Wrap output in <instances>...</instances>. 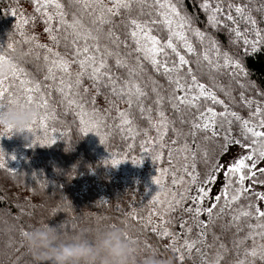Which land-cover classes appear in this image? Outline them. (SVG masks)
Instances as JSON below:
<instances>
[{
	"label": "trees",
	"instance_id": "1",
	"mask_svg": "<svg viewBox=\"0 0 264 264\" xmlns=\"http://www.w3.org/2000/svg\"><path fill=\"white\" fill-rule=\"evenodd\" d=\"M62 2L69 13L66 20L71 22L73 13L80 16L82 26L78 27L82 35L77 37L72 29L65 28L57 33V43L45 31L43 9L41 12L35 10L36 0H0V54L23 69L20 78L24 81L23 84L11 79L5 82V87L11 85L13 97H21L19 104L9 105L8 108L27 105L38 113L37 123L31 124L36 127L34 135L25 134L27 141L18 138L13 148H6L12 153L14 161L0 162L3 164L0 167V264H35L23 244L21 232L41 223L57 227L63 235H74L79 231L92 235L119 228L123 238L134 249L138 261L155 257L165 264H205V258H214L217 252L224 255L221 264H236L244 259L245 248L250 249L253 242H241L247 229L237 231L236 227L230 225V209H226L222 216L214 215L212 218L203 211L197 217L195 211L185 209H195L193 198L197 197L200 184L211 172L214 166L212 162L218 163L226 147H241L240 144H227L226 141L225 131L231 141H243L241 123L234 121L230 113L248 120L250 112L257 105L264 107V0H223L225 11L229 3L246 6L245 15H250L256 23L253 25L241 19L233 11L235 23L227 21L219 27L209 23V13L201 6L203 0H173L182 16L189 18L185 35L196 50L188 54L182 47L177 49L191 62L179 73L184 77L182 82H190L187 69L191 68L197 81L223 101V104H214L211 100L201 99L198 102L200 110L207 106L217 113L225 109L229 112L224 121H218V125L222 123L223 126L216 128L219 133L216 137L204 132L191 134V122L198 115L197 109L187 105L174 107L178 101L172 97L184 93L174 92L175 84L169 81L168 75L154 70L141 54L135 52L134 42L128 36V13L123 17H114L111 24L101 27L95 22V16L69 5L67 0ZM209 3L216 7L214 0H209ZM141 11L144 15H141ZM130 14L141 20H160L155 9H141L139 4L133 6ZM24 20H28V23L24 24ZM51 24L55 25L56 20ZM236 28L241 32L240 37L233 31ZM194 30L204 34L203 42L193 34ZM153 32L161 39L168 36L167 29L159 22L153 26ZM256 32H260L259 37ZM84 35H87L86 43ZM245 40L248 42L245 43ZM213 41L221 53H227L234 63L240 65L242 71L235 68L217 70L216 54L211 51ZM85 46L100 49L95 52L97 62L102 55L106 58L108 68L104 71L111 73L115 93L107 79L97 82V91V84L89 78L91 69L87 65L84 76L79 77L80 87L77 88V74L81 71L78 62L84 57L82 54L76 55V52ZM108 52L112 55L108 56ZM205 52L211 57L212 64L203 60ZM92 54L90 51L89 55ZM45 57L48 59L45 60ZM117 57L124 60L127 67H117ZM168 59L171 65L176 59L175 54L169 51ZM59 60L68 62L67 73L60 71L53 63ZM170 75L172 80L177 77L176 72ZM125 81L138 84L145 95L137 99L133 90L130 97H121V85ZM25 88L33 89L30 94L36 100H46L47 107L38 108L35 103L28 105L23 99L29 94L22 91ZM129 98L132 99L130 108L127 103ZM246 100L253 101L251 108ZM4 103L7 104V98ZM81 105L88 113L83 117V124L80 119ZM119 112H125L131 123L123 124L124 118ZM45 115L46 127H42L40 119ZM162 120L167 121V131L164 134L163 128L164 138L160 141L161 134L158 152L141 158L142 149L157 133ZM93 124L96 127H91ZM0 133L4 131L0 130ZM5 135L17 137L15 133ZM205 135L209 139L206 140ZM179 148L187 150L189 171L199 178L193 183L184 167H173L167 171L164 184L170 192L175 191L170 174H185L184 192L176 199L183 202L176 207L174 200H169L168 205L171 202L175 210L171 211L167 206L163 213L164 226L176 239L174 245L169 243L168 236L152 225L154 212L146 198V178L151 171H163L169 167L175 159L173 151ZM205 150L209 158L207 163L203 158ZM157 155L160 159H155ZM113 159L120 163L113 166ZM134 160L139 163H133ZM193 162L194 170L191 168ZM260 179H264V176ZM224 183L223 173L213 194L205 198L201 208L215 203L214 198ZM246 184H251V181H246ZM256 185L252 186L253 193H259L255 187L264 192V184ZM247 202L242 199L239 204ZM220 203L224 204L223 201ZM255 203L264 210V202ZM210 219L212 222L207 228L198 224V221L209 222ZM201 233L206 235L201 236ZM185 240H199L197 247L200 251L193 250L189 254L183 247ZM255 264H264V261L257 259Z\"/></svg>",
	"mask_w": 264,
	"mask_h": 264
},
{
	"label": "snow or ice",
	"instance_id": "2",
	"mask_svg": "<svg viewBox=\"0 0 264 264\" xmlns=\"http://www.w3.org/2000/svg\"><path fill=\"white\" fill-rule=\"evenodd\" d=\"M216 7L213 8L209 0H203L202 8L209 13V23L213 27H219L222 23L231 21L235 23L236 17L232 15L234 11L236 16L241 19L250 22L255 25V20L251 19L250 15H245L246 6H239L234 3H229L228 10L225 11L223 7V0H214ZM69 5L78 7L85 13L90 16H95L96 21L101 27L109 25L113 22V18L116 16L123 17L125 13H128L127 24L129 26L128 36L132 39L135 45V52L142 55V58L148 61L154 70L158 72H163L168 75L169 81L175 84L174 92H181L184 95H174L172 99L178 101L179 105H187L190 108L197 109L198 115L191 122V127L193 129L192 135H196L198 132L210 133L212 137H216L219 133L216 131V128L222 127V123L218 125V121H224L229 115L227 109L225 111L217 113L212 107H205L204 110H200L198 102L203 99L205 101L211 100L214 104H223V101L217 99L215 93L210 92L206 86L197 81L196 76L193 73L191 68L187 69V75L190 77L189 83L182 82L184 77L180 76L179 73L185 69L191 62L185 58V55H181L177 50L178 47H182L186 53L192 54L196 50L193 47V44L188 40V37L185 35V28L190 23L189 18L182 16L181 11L178 10V6L173 2V0H67ZM139 4L141 9L144 7H150L156 10V14L160 17V20H141L131 16V11L133 6ZM43 9V16L45 17V31L49 33V38L54 42L58 41L57 33L61 30L67 28L72 29L74 35L79 37L82 35L79 32V27L82 26L80 16L76 13L72 14L71 22L66 20L65 17L69 15L66 11V5L62 0H43L41 3L40 0H36L35 10L41 12ZM48 9H54L55 11L49 12ZM141 15H144L141 11ZM148 15H151L150 13ZM223 17V20L221 19ZM56 20V24L52 25L51 22ZM162 23L167 29L168 36L166 39L158 38L153 32V26L157 23ZM24 24L28 23V20L23 21ZM175 23V27H173ZM225 26L226 23H225ZM237 37L241 36V32L238 28L233 30ZM23 35V33H21ZM109 34L111 35V29H109ZM193 34L201 41L205 39L203 33L198 30H194ZM256 36H260V32H256ZM35 39V37H33ZM85 43L87 41V35H84ZM28 42L27 40L25 41ZM179 42V43H177ZM248 41L245 40V43ZM258 42V41H257ZM11 48V45H9ZM38 47H46L45 45H38ZM51 51V49H48ZM93 52L92 55H89V52ZM100 51L99 48L90 49L85 46L82 49H77L76 55H83V59L78 62L81 71L77 74V88L80 87L79 77H83L87 68L91 69L90 79L94 81V84H97L104 79H107L110 84L113 85V91L115 93V81L110 72L104 71L108 68V63L106 58L102 55L101 59L97 62L95 52ZM169 51L175 54V60L172 61L171 65L169 64ZM211 51L216 54L217 59V70L223 68H235L240 69L238 63H234L232 59L229 58L227 53H221L215 41L212 42ZM59 56V54H56ZM108 56H111L112 53L108 52ZM222 57V61H221ZM203 60L207 61L209 64H212L213 61L207 52L203 54ZM8 59V57L0 54V60ZM48 57H45L47 60ZM91 62V63H89ZM55 66L62 72L67 73L69 71L68 62L65 60L53 61ZM11 76L4 77L0 79V114H2L9 105H17L20 103L21 97H13L11 92V85L5 87V82L8 80H19L21 84L24 81L20 78V73L23 72V69L18 67L16 63H12ZM87 65V68H86ZM117 67H127V64L124 60L117 57L116 59ZM51 72V68L49 69ZM132 70H130V73ZM176 72L177 77L175 80H172L171 73ZM63 83V81H61ZM107 86V85H106ZM71 88V85L68 86ZM38 91V86L37 89ZM133 90L135 91L136 98L139 99L143 97L145 93L139 87L138 84L125 81L121 85L120 95L131 96ZM24 93H29L23 97L24 101L31 105L35 103L38 108L47 107V101L41 98V100H36L30 93L33 92L32 88H25L22 90ZM62 91V89H61ZM87 91V90H85ZM7 98V104L4 103V100ZM70 103H75V101H70ZM129 108L132 106V99L129 98L127 101ZM157 103H160L157 100ZM253 101L246 100V104L251 108ZM82 115L80 117L81 123H85L84 116L88 115L87 112L83 110L81 105ZM95 111V110H94ZM141 111L143 108L141 107ZM119 115L124 119L123 124H130L131 121L128 119V116L125 112H119ZM161 115H163L161 113ZM234 121H239L241 123L242 137L243 141L235 140L231 143L240 144L241 147L245 148L247 154L241 155L239 158L235 159L233 162H230L227 166H224L220 163L213 161V167L211 172L207 175L203 184H214L219 172L223 171L225 183L221 188L219 194L214 198L215 203H213L208 208H201L200 205L203 203L206 197L210 193V189H206L201 186L198 189L197 197H194L193 200L196 202L195 209L187 208L185 209L188 212L195 211V215L198 217L201 212L207 213V215L212 218L214 215L219 217L222 216L226 209L231 210V220L230 225L236 227L237 231H244L247 229V232L244 237H242L241 242L252 240L251 248H245L244 259L238 260L236 264H255L256 260L264 261V210L260 209L255 201L264 200V193H253L252 186L256 184H264V179H260L261 176H264V168L259 167L260 163H264V107L257 105L255 110L250 112V119L243 120L238 114L230 113ZM47 115L41 117L40 124L42 127H46ZM229 124L232 121H227ZM37 123V119L33 121V124ZM160 126L167 131V121H160ZM91 127H96L93 124ZM26 131L33 132V128L29 126ZM131 131V129H129ZM14 133L13 130L8 129L4 133H0V137H3L5 134ZM164 134L161 135L160 141L163 140ZM11 138V137H9ZM206 140L209 139L208 135L204 137ZM175 143V141H173ZM31 146V145H29ZM163 147V145L161 144ZM143 147V146H142ZM187 149V146H185ZM4 152L0 149V156H3ZM169 158H171V153L169 152ZM203 158L205 162H208V153L205 150L203 152ZM155 159H160V156L157 155ZM187 159V157H185ZM195 161V154L193 156ZM120 161L113 159L112 165L115 166L119 164ZM133 163H139V161H133ZM0 167H3V164L0 163ZM189 165L184 166L185 173L191 178V181L195 183L198 180V175L194 174L193 171H189ZM191 168L195 169V162L191 165ZM167 174V169L163 170ZM215 173V174H213ZM183 177L181 178V180ZM246 181H251V184H246ZM173 184L178 183L175 178H173ZM154 183L160 185L161 181L157 178ZM244 199L248 201L246 204H239V202ZM173 200L175 206L178 207L183 201L176 200L175 194L173 195ZM221 201L224 202L221 205ZM156 203L161 204L162 201L159 200V197L156 198ZM238 205V207H233ZM169 210L174 211L175 207L172 206L171 202L168 205ZM218 210V211H217ZM255 221V223H253ZM209 222L198 221V224L204 228L209 226ZM191 232V229H188ZM163 235H169L168 231L165 230ZM201 236L206 235V233H201ZM199 240H185L183 247L191 254L193 250L199 252L200 249L197 247ZM223 248V245H221ZM183 259V258H182ZM224 259L222 252H217L215 257H206L205 264H221Z\"/></svg>",
	"mask_w": 264,
	"mask_h": 264
},
{
	"label": "clouds",
	"instance_id": "3",
	"mask_svg": "<svg viewBox=\"0 0 264 264\" xmlns=\"http://www.w3.org/2000/svg\"><path fill=\"white\" fill-rule=\"evenodd\" d=\"M12 67L10 60H0V79L10 75ZM37 115L36 109L27 105L10 107L0 114V130L11 129L27 141L24 133ZM21 239L35 264H165L155 257L138 261L119 228L92 235L85 231L63 235L57 227L41 223L23 230Z\"/></svg>",
	"mask_w": 264,
	"mask_h": 264
},
{
	"label": "rangeland",
	"instance_id": "4",
	"mask_svg": "<svg viewBox=\"0 0 264 264\" xmlns=\"http://www.w3.org/2000/svg\"><path fill=\"white\" fill-rule=\"evenodd\" d=\"M30 126L33 128V132L30 133L26 131L24 135L25 134L34 135V130H36V127H34L33 125H30ZM162 133H163V127H161L159 123L157 133H154V135L148 140L147 144L142 149L141 158H143L144 156L154 155L158 152L159 150L158 140ZM224 134L226 136L227 144L231 143V138L228 136V133L225 131ZM18 138L21 139L20 137H13V136H6V135L1 137L0 149L3 150L4 155L0 156V162H10L11 163L14 161L15 158H13L12 153L10 152L9 149H6V148H10V149L13 148V144L15 141L18 140ZM244 151L246 152L245 148L237 147L235 145L226 147V150L220 157L218 163L224 166H227L230 162H233L235 159L239 158L241 155H246L247 152L245 153ZM173 155L175 159L170 164V166L166 168L167 170L173 167H175L176 169H179V168L184 167L187 164V160H188L187 150L183 148L175 149L173 151ZM185 157H187V159H185ZM259 167L264 168V163H260ZM222 174H223V171L219 172L214 184H200V187L203 186L206 189H210L209 194H213L214 188L216 184L220 181ZM170 176H171L172 181H173V178L179 181L173 187L175 191H171V192L166 188L164 184V180L167 177V174H165L164 171H159V170L155 172L151 171L146 178V185H147L146 198H147V201L151 204V210L154 212V217L152 220L153 227L160 230L163 233L165 230H167L169 233V235H167L169 243L175 245L177 243L176 239L173 237L171 232H169V230L164 226V223H163L164 214L163 213L165 212V208L168 206L169 200L171 199L173 200V195L175 194V199H177L178 195L184 192L185 174L183 172H179V173L175 172V173H171ZM182 177L183 179L181 180ZM157 178H159L161 181L160 185H156L154 183V181ZM255 189L258 190L259 193H264L262 189L259 187H255ZM157 197H159V200L162 201L163 203L161 204L156 203ZM263 202L264 200H260L261 204ZM156 210H158V213L156 212Z\"/></svg>",
	"mask_w": 264,
	"mask_h": 264
}]
</instances>
